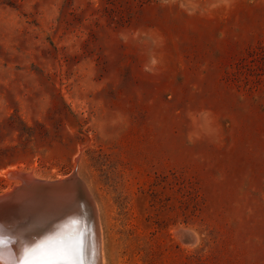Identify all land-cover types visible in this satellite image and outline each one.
Segmentation results:
<instances>
[{
  "label": "rangeland",
  "instance_id": "374dc122",
  "mask_svg": "<svg viewBox=\"0 0 264 264\" xmlns=\"http://www.w3.org/2000/svg\"><path fill=\"white\" fill-rule=\"evenodd\" d=\"M16 173L78 177L105 264H264V0H0Z\"/></svg>",
  "mask_w": 264,
  "mask_h": 264
},
{
  "label": "bare ground",
  "instance_id": "6f19581e",
  "mask_svg": "<svg viewBox=\"0 0 264 264\" xmlns=\"http://www.w3.org/2000/svg\"><path fill=\"white\" fill-rule=\"evenodd\" d=\"M16 175L22 177V179L17 177L20 184L18 188L20 189L12 197L14 202L10 199L9 204L12 203V206L15 204L20 208L35 206V209H38L35 214L37 217H31L30 221L26 222V230L29 238L32 239L31 243L37 244L40 253L39 256L34 255L30 258L40 259L38 264H49L47 261L41 262L42 258L54 255V261L59 260V264H82L81 258L83 256L87 258L89 264H105L103 243L96 241L94 237L95 221L93 215L95 216V213L90 205L91 201H86V190L81 181L77 179L78 177L73 176L57 182L49 181L51 184L49 186L32 188L35 186V181L38 180H33V176L13 174L15 177ZM10 191L13 192V190ZM38 193L41 196L36 199L33 198V195ZM89 222L92 227L89 225L87 229L86 225ZM99 240L102 241V238ZM28 246H30L29 243ZM30 248L31 246L28 253L33 251ZM98 248L99 253L97 252ZM14 254L15 250L12 246L5 248L0 254L2 256L0 264L9 263ZM24 258H15V264H22Z\"/></svg>",
  "mask_w": 264,
  "mask_h": 264
},
{
  "label": "water",
  "instance_id": "95a60500",
  "mask_svg": "<svg viewBox=\"0 0 264 264\" xmlns=\"http://www.w3.org/2000/svg\"><path fill=\"white\" fill-rule=\"evenodd\" d=\"M16 177L22 179L21 176L16 175ZM49 185L51 184L48 182H42L38 180L35 181V186H33L32 188H37V186H49ZM19 189L20 188L16 189L15 191H13L8 195L0 196V238H3L7 242L5 248H10L12 246L15 250L13 259L9 263L7 262V264H15L16 261L15 258L22 259L23 257H25V253L29 252L28 243H31L32 239L29 238L28 231L26 230L27 229L26 222L28 223L31 217H37L35 214L38 209L36 210L35 206H32L30 208L24 206L20 208L15 204L13 206L12 203L9 204L10 201L14 202V199H12V197ZM40 196H41L40 193L34 194L33 198L36 199L37 197ZM86 201L90 202L88 197ZM90 205L92 207L91 202ZM93 217L95 221V226L93 227L94 237L97 241L96 220L94 215ZM180 234L182 235V237H186L188 235L187 233L184 232H180Z\"/></svg>",
  "mask_w": 264,
  "mask_h": 264
},
{
  "label": "snow or ice",
  "instance_id": "6c2138e0",
  "mask_svg": "<svg viewBox=\"0 0 264 264\" xmlns=\"http://www.w3.org/2000/svg\"><path fill=\"white\" fill-rule=\"evenodd\" d=\"M7 242L3 239L0 238V254L3 253L5 247H6ZM39 250H33L31 253L26 252L25 253V258L22 260V264H38V262L34 259H31V256L37 255ZM2 258V256H0Z\"/></svg>",
  "mask_w": 264,
  "mask_h": 264
}]
</instances>
